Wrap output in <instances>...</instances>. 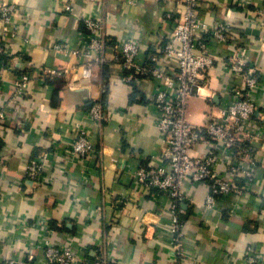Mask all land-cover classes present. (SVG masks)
<instances>
[{
    "label": "crops",
    "instance_id": "crops-1",
    "mask_svg": "<svg viewBox=\"0 0 264 264\" xmlns=\"http://www.w3.org/2000/svg\"><path fill=\"white\" fill-rule=\"evenodd\" d=\"M181 2L0 0L13 7L9 23L0 22L7 54L0 60V264H50L41 249L45 239L70 241L75 264L103 258L114 264H173L177 258L179 264H246L250 253L264 264V0H198L197 16L209 28L202 40L214 61L188 101V122L201 127L219 119L243 93L242 76L228 69L236 47L259 83L250 93L257 109L247 142L251 159L242 162L253 177L239 184L246 188L233 211L229 201L206 208L208 184L185 182L178 257L170 199L136 178L140 167L168 171L166 144L156 126L151 82H123L113 46L130 40L143 60L151 54L162 59L158 47L173 31ZM85 19L100 22L105 43V61L93 63L88 78L82 75ZM219 24L229 26L227 42L213 38ZM24 74L25 91L14 95ZM94 102L105 114L99 123L87 114ZM80 130L93 151L77 161L69 147ZM209 147L198 144L192 154L202 156ZM30 160L42 162V181L26 177ZM232 163L223 153L215 168L229 178Z\"/></svg>",
    "mask_w": 264,
    "mask_h": 264
},
{
    "label": "built area",
    "instance_id": "built-area-1",
    "mask_svg": "<svg viewBox=\"0 0 264 264\" xmlns=\"http://www.w3.org/2000/svg\"><path fill=\"white\" fill-rule=\"evenodd\" d=\"M198 0H182L180 10L174 19V29L163 41L157 54H151L146 60L140 57L139 47L130 40H125L113 48L117 51L116 61L123 82L130 83L137 77L146 78L152 84L153 105L156 112V126L165 141L166 147L162 159L168 167H140L136 172L139 183L158 189L171 201V241L178 257L181 256V221L178 218V206L186 193L183 184L207 183L209 194L205 207L217 208L222 201H229L228 210L241 198L246 184H249L253 172L249 166L243 167V161L251 159L250 141L253 128H256L254 115L257 112L250 93L259 86L257 77L247 69L241 50L236 47L228 59V69L234 75L243 78V93H236L221 110L219 119L207 122L201 127L191 125L187 120L189 99L198 94L203 73L213 65L214 57L203 42L202 37L209 28L197 16ZM13 13L12 6L0 5V22L8 24ZM264 19V14H261ZM170 16V15H168ZM88 30L83 54L88 59L82 66L83 77H90L93 63H104L105 43L100 36L101 24L92 19H85ZM229 26L219 24L211 29L213 38L227 42ZM56 49L61 46L56 45ZM76 53V51H74ZM7 57L0 43V60ZM175 69L174 71H172ZM1 81V76H0ZM29 81L27 74L21 75L15 83L14 95L22 96ZM13 98V97H12ZM88 117L99 123L105 114L98 102L92 103L87 111ZM210 143L202 156H194L192 151L198 144ZM93 147L85 131L80 130L69 147V153L77 161L89 157ZM223 153L230 154L233 163L228 170L229 178L220 173L216 164ZM43 164L30 160L26 177L40 182ZM240 183H246L245 186ZM50 264H75V251L71 242L53 245L48 239L41 247ZM250 252V251H249ZM259 259L252 253L245 258L246 264H258ZM2 264H18L13 260ZM94 264H114L103 258ZM173 264H179L177 260Z\"/></svg>",
    "mask_w": 264,
    "mask_h": 264
},
{
    "label": "trees",
    "instance_id": "trees-1",
    "mask_svg": "<svg viewBox=\"0 0 264 264\" xmlns=\"http://www.w3.org/2000/svg\"><path fill=\"white\" fill-rule=\"evenodd\" d=\"M180 208V205L178 206V209ZM99 259V258H98Z\"/></svg>",
    "mask_w": 264,
    "mask_h": 264
}]
</instances>
